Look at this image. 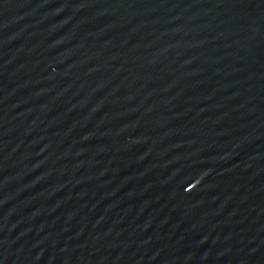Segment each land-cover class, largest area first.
Segmentation results:
<instances>
[{
	"label": "water",
	"instance_id": "obj_1",
	"mask_svg": "<svg viewBox=\"0 0 264 264\" xmlns=\"http://www.w3.org/2000/svg\"><path fill=\"white\" fill-rule=\"evenodd\" d=\"M0 264H264V0H0Z\"/></svg>",
	"mask_w": 264,
	"mask_h": 264
}]
</instances>
